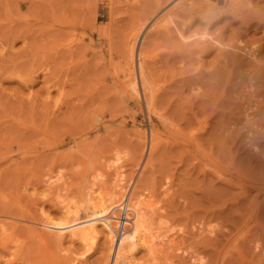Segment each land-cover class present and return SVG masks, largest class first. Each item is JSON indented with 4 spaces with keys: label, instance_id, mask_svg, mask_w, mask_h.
I'll return each mask as SVG.
<instances>
[{
    "label": "rangeland",
    "instance_id": "obj_1",
    "mask_svg": "<svg viewBox=\"0 0 264 264\" xmlns=\"http://www.w3.org/2000/svg\"><path fill=\"white\" fill-rule=\"evenodd\" d=\"M178 1L0 0V264H106L128 196L129 264H264V0Z\"/></svg>",
    "mask_w": 264,
    "mask_h": 264
},
{
    "label": "bare ground",
    "instance_id": "obj_2",
    "mask_svg": "<svg viewBox=\"0 0 264 264\" xmlns=\"http://www.w3.org/2000/svg\"><path fill=\"white\" fill-rule=\"evenodd\" d=\"M219 3H220V0H179L177 3H175L174 5H172L171 6V8H169L170 9V15L171 14H173L174 13V11L175 10H177V12L179 11V12H184L185 13V15H186V17H187V19L186 20H189L194 14H197L198 16H200L202 19H204L205 21H206V23H210V21L212 22V20H214L215 18H216V16L218 15V11H221L220 9H219ZM223 3H226V5H227V7H229V9H231V11H232V13H234L235 14V11L237 12V10H240L241 8H240V6H239V8L240 9H235V7H234V0H223ZM238 6V5H237ZM238 8V7H237ZM251 9V8H250ZM173 11V12H172ZM243 12V11H242ZM239 13V12H238ZM164 15V14H163ZM247 15V14H246ZM248 16V15H247ZM166 17V16H165ZM249 18V17H248ZM248 18H245L246 20H248ZM160 19H162V18H160ZM162 22V21H164V19H162V20H158L157 22L158 23H160V22ZM166 23V22H165ZM163 24V23H162ZM154 25H156V22H155V24ZM163 26H166V25H163ZM157 27V26H156ZM135 34V33H134ZM4 39V38H3ZM1 40V39H0ZM4 40H6V39H4ZM4 40H2V42L4 41ZM7 42V41H6ZM9 42V41H8ZM135 42V41H134ZM3 44V43H2ZM3 45H5V42H4V44ZM9 45V44H8ZM132 48V47H131ZM131 51H132V49H131ZM130 52V51H129ZM131 54V53H130ZM140 55V52L138 51L137 52V56H139ZM131 56V55H130ZM140 64V63H139ZM142 67H141V64H140V69H141ZM140 71V70H139ZM140 73H141V71H140ZM141 75V74H140ZM141 86H142V89H143V91H144V89H145V86H144V83L142 82V84H141ZM147 87V86H146ZM154 96V95H153ZM150 101H148L147 100V105L148 106H150ZM152 138V137H151ZM151 140V139H150ZM152 142V141H151ZM155 147V146H154ZM151 148V147H150ZM121 201L118 203V204H116V207H115V209L117 210L116 212H117V214L119 215V217L116 219L118 222H120V223H122V227H121V230L119 231V236H117V243H116V245H114V243H115V241H114V239H111L110 241H111V243H110V245L108 246V254H107V257H106V264H109L110 262H112L111 264H119V262H121V264L123 263V264H129L128 263V259H127V236L130 234V228H129V224H130V213H129V208H128V205H129V196L125 199V205H122L121 206ZM1 206V205H0ZM124 207H125V209H124ZM119 210H120V212H119ZM125 211L124 212V215L122 214V212L121 211ZM6 212V211H5ZM8 212V211H7ZM3 214V213H2ZM4 217V216H3ZM8 218V217H7ZM14 218V217H13ZM4 218H2V220H3ZM26 219V218H25ZM24 219V220H25ZM86 219L88 220V222H90V225H89V227L91 228V229H93L95 226H96V224H97V222H99L100 220H101V223H103V224H105L106 226H107V228H108V233L110 234V235H112L111 234V229H110V219L109 218H107V217H99V218H89V217H86ZM5 220H7V219H5ZM9 220V219H8ZM121 220V221H120ZM4 222V221H3ZM30 222V221H29ZM31 222H34V221H31ZM4 223H6V222H4ZM38 223V222H37ZM39 223H41V222H39ZM38 223V224H39ZM9 224V223H8ZM13 224V223H12ZM22 224V223H21ZM41 225V224H40ZM42 225L44 226V227H46V229H48V231H49V234H50V236L51 235H55V236H57V237H59V239L61 240L62 238H63V236L65 235V230L66 229H68L69 227H66L63 223H55V222H49V221H46V222H42ZM6 226H8V225H6L5 224V226H4V224L3 223H1V221H0V229H1V231H2V234L4 233V232H6V230H7V228H6ZM10 226V225H9ZM15 226V225H14ZM116 227H117V224L115 225ZM10 227H12V226H10ZM17 227V226H16ZM32 229H34L35 231H34V233L36 232V234H40V236H41V238L44 240V241H46L47 239H46V235H44V234H41V233H38L37 232V230L35 229V227L34 226H30ZM13 229H14V227H13ZM9 230V229H8ZM40 232V231H39ZM70 234H74L75 233V231L74 230H71L70 232H69ZM4 235V234H3ZM114 235V234H113ZM49 236V235H48ZM6 237H8V236H6ZM9 238V237H8ZM48 238V237H47ZM6 240V239H5ZM9 240V239H8ZM48 242V241H47ZM47 242L45 243V244H47ZM18 246H19V244H18ZM18 246H17V248H18ZM22 247V246H21ZM24 247V246H23ZM37 247V246H36ZM41 248V247H40ZM39 248V252H40V250L42 251V252H45V251H43V249L41 248L40 249ZM26 250H27V248H25ZM33 249H34V247H33ZM37 249H38V247H37ZM48 249V248H47ZM17 251H15V252H13V253H15V255H16V253H17V255L19 254L18 253V249H16ZM19 250H21V249H19ZM24 250V249H23ZM50 250V249H49ZM22 251V250H21ZM34 252V251H33ZM48 252V251H47ZM50 252H52V254H53V252L54 251H50ZM22 253V252H21ZM28 253H30V252H28ZM23 254V253H22ZM26 254V253H25ZM42 254V253H41ZM55 254V253H54ZM21 255V254H20ZM24 255V254H23ZM28 255H31V253L30 254H28ZM46 255V254H45ZM45 255H44V257H45ZM33 257H35L34 255H32ZM32 256L30 257H28V258H30V260H32ZM48 256V255H47ZM23 258L25 257V256H22ZM26 257H27V255H26ZM25 257V258H26ZM37 257V256H36ZM40 257H43V255H41ZM59 257V259H60V256H58ZM57 257V258H58ZM20 259H21V257H19ZM46 258V257H45ZM52 258V256L50 257V259ZM55 258V257H54ZM47 259V258H46ZM56 259V258H55ZM55 259H53L52 261H54ZM25 260V259H24ZM27 260V259H26ZM42 260V258H40V260H38V261H40V262H42L41 261ZM57 260V259H56ZM112 260V261H111ZM37 261V262H38ZM51 261V262H52ZM58 261V260H57ZM56 261V262H57ZM32 262H35V261H33L32 260ZM44 262H47V264H50L51 262H49L48 261V259H47V261H45L44 260ZM55 261H54V263H52V264H57ZM60 262V261H59ZM58 262V263H59ZM24 263V262H23ZM29 264V263H28ZM42 264H45V263H42Z\"/></svg>",
    "mask_w": 264,
    "mask_h": 264
}]
</instances>
